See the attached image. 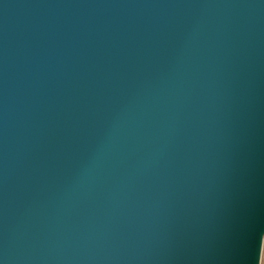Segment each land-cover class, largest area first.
<instances>
[{"label":"water","instance_id":"95a60500","mask_svg":"<svg viewBox=\"0 0 264 264\" xmlns=\"http://www.w3.org/2000/svg\"><path fill=\"white\" fill-rule=\"evenodd\" d=\"M262 234L264 0H0V264H260Z\"/></svg>","mask_w":264,"mask_h":264},{"label":"rangeland","instance_id":"374dc122","mask_svg":"<svg viewBox=\"0 0 264 264\" xmlns=\"http://www.w3.org/2000/svg\"><path fill=\"white\" fill-rule=\"evenodd\" d=\"M263 252H264V239H263V245H262V254H261V260H262V257H263ZM260 264H261V261H260Z\"/></svg>","mask_w":264,"mask_h":264},{"label":"crops","instance_id":"0c3cea01","mask_svg":"<svg viewBox=\"0 0 264 264\" xmlns=\"http://www.w3.org/2000/svg\"><path fill=\"white\" fill-rule=\"evenodd\" d=\"M261 264H264V252H263V257H262V260H261Z\"/></svg>","mask_w":264,"mask_h":264},{"label":"snow or ice","instance_id":"6c2138e0","mask_svg":"<svg viewBox=\"0 0 264 264\" xmlns=\"http://www.w3.org/2000/svg\"><path fill=\"white\" fill-rule=\"evenodd\" d=\"M261 236H264V234H262ZM260 236V238H261ZM261 252H260V246H259V258H260Z\"/></svg>","mask_w":264,"mask_h":264}]
</instances>
